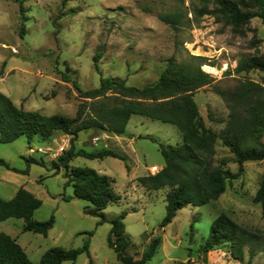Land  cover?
<instances>
[{
	"label": "rangeland",
	"instance_id": "374dc122",
	"mask_svg": "<svg viewBox=\"0 0 264 264\" xmlns=\"http://www.w3.org/2000/svg\"><path fill=\"white\" fill-rule=\"evenodd\" d=\"M194 8H201L199 0H0V92L26 111L74 118L81 102L74 84L87 91L99 88L102 78H119L128 86L142 88L156 83L173 59L178 64L202 63L203 70H216L210 73L213 84L194 96L202 116L210 123L226 105L216 89L231 91L240 79L264 83V71L236 73L240 60L264 55V24L253 19L239 33L215 16H195ZM170 12L182 15L180 27L160 20V15ZM193 56L205 59L198 61ZM127 132L136 137L134 149L142 161L160 169L165 160L159 144L145 137L151 135L165 145L183 144L175 126L142 116L131 118ZM91 134L81 132L76 149L94 151L96 148L86 143ZM40 147L57 145L39 137L30 143L26 137L0 143V159L18 171L28 170L23 174L0 165V198L11 200L18 189H27L43 202L33 219L45 222L54 217V227L46 236L25 232L24 220L11 218L0 223V234L16 239L34 263H39L51 248L78 249L88 244L94 264H123L108 244L111 223L101 224L100 217L87 215L85 209L91 206L88 201L64 200L74 195V189L67 185L63 170L57 173L52 169L49 155L30 153V148ZM28 159L44 161L45 165L30 164ZM216 160L232 174L239 170L229 150L221 154L217 151ZM71 166L93 169L114 181V191L121 200L104 213L108 220L127 213L124 223L131 240V257L141 259L150 240L162 238L156 255L147 264L188 260L205 264L209 256L207 264H240L224 245L200 259L199 250L222 213L245 231L264 230V211L253 202L264 176V161L246 163L241 177L227 182V190L218 201L179 210L163 229L169 188L147 190L140 179L132 180L124 161L113 157H76ZM138 174L153 175L144 168ZM250 249L256 251L251 263L264 264V241L246 248L244 264L249 261ZM64 264H90V258L84 253L75 262Z\"/></svg>",
	"mask_w": 264,
	"mask_h": 264
},
{
	"label": "trees",
	"instance_id": "16d2710c",
	"mask_svg": "<svg viewBox=\"0 0 264 264\" xmlns=\"http://www.w3.org/2000/svg\"><path fill=\"white\" fill-rule=\"evenodd\" d=\"M68 1L70 0H64ZM199 1L201 8H194L195 16H215L239 33L249 26L253 19L258 18L264 24V0ZM160 20L173 28L182 25V15L179 12L162 14ZM95 59L97 62V57ZM193 59L201 61L205 58L193 56ZM203 66L202 63L178 64L173 59L156 83L142 88L128 86L126 80L119 78H102L99 88L87 91L74 84L81 99L74 118L26 111L17 107L8 96L0 92V143H12L21 137H26L29 143L35 137L48 140L56 133L70 136V150L51 164L57 173L64 171L67 185L74 189V195L64 200L88 201L91 206L85 209L87 215L100 217L101 224L111 223L108 244L123 264H147L156 255L162 238H152L141 259L135 260L131 257V240L126 236L124 223L127 213L123 212L111 220H108L104 213L110 205L121 200V196L114 191V181L93 169L71 166L75 157L90 160L113 157L124 161L130 171L126 157L112 150L75 151L74 143L81 132L90 130L117 136L125 135L130 119L136 115L173 125L182 135L183 144L165 145L154 137H145L159 144L165 164L159 173L140 178L149 191L169 188L166 195L167 213L161 228L171 224L178 211L185 207H199L218 201L227 190V182L241 177L245 163L264 161V83L240 79L231 91L216 89V94L223 99L229 110L226 127L221 132H216L207 127L194 99L200 89L211 86L214 82V77L206 73ZM96 68L99 71L97 65ZM251 71H264V55H254L238 62L236 73ZM219 140L239 164L237 173H230L225 170L222 162H217ZM27 162L45 165L44 161L34 159H28ZM0 165L14 172H28L18 171L3 159H0ZM253 202L261 205L264 211V176ZM42 204V200L33 193L20 188L11 200L0 198V223L11 218L23 219L25 232L46 236L54 227L55 218L45 222L33 219ZM261 241H264V230L245 231L228 214L222 213L213 222L210 235L199 251L209 253L219 246H228L231 257L244 264L246 248ZM84 253L89 255L90 264H94L88 244L78 249L51 248L39 263H34L16 239L6 233L0 234V264H64L75 262ZM255 255L256 251L250 249L247 264H252ZM177 264H193V261Z\"/></svg>",
	"mask_w": 264,
	"mask_h": 264
},
{
	"label": "crops",
	"instance_id": "0c3cea01",
	"mask_svg": "<svg viewBox=\"0 0 264 264\" xmlns=\"http://www.w3.org/2000/svg\"><path fill=\"white\" fill-rule=\"evenodd\" d=\"M1 79L3 80L4 78L2 77ZM223 108H224V110L221 111L218 116L214 117L210 121V123H207L206 120H205L207 127L213 129L216 132H221L226 127L227 121L229 119V110L227 109L225 104H224ZM90 131H92V134L89 137V139L86 141V143H89L92 147L96 148L94 151H98V150H112V151H114L116 153H119V154L123 155L124 157H126L127 163L129 164V167H130L129 173L132 174V180L133 181L137 182L138 179L146 177L147 173L142 175V176H138L139 175L138 171H140L142 168H144L145 171H149L153 166H157L155 164L147 165L146 161H142V159L137 155V152L134 149V144L136 143V137L130 135L127 132V128H126V134L122 135V136L112 135V134H109V133H106V132H100V131H95V130H90ZM147 136L151 137V135H147ZM181 137H182V135H181ZM78 138H79V136H78ZM77 140L74 143V147L76 146ZM182 140H183V138H182ZM48 141L50 143H52V145L53 144L57 145V147L59 145H63L64 143H67L66 152L69 151L70 148H71V137L68 136V135H65L63 133H56L53 137L48 139ZM217 145H218L217 151L220 154L223 151L229 150L227 147L223 146L222 141H220V140L218 141ZM80 150H84V149H80ZM75 151H79V150L76 149V147H75ZM85 151H87V150H85ZM87 152H93V151H87ZM261 162H263V161H261ZM162 167L163 166H161V168ZM244 167H245V165H244ZM211 253L212 252L202 253L201 256H200V259L204 260V257L205 256L207 257ZM209 257L206 260H204L205 264H207L209 262L208 261Z\"/></svg>",
	"mask_w": 264,
	"mask_h": 264
},
{
	"label": "built area",
	"instance_id": "2783aa9c",
	"mask_svg": "<svg viewBox=\"0 0 264 264\" xmlns=\"http://www.w3.org/2000/svg\"><path fill=\"white\" fill-rule=\"evenodd\" d=\"M206 67V66H205ZM207 69H209L210 67H206ZM206 73H211L209 70H204ZM212 75V74H211ZM66 147H67V143H64L63 145H59L58 147H49V148H38V149H34V148H30V153L31 154H35V153H40L43 155H49L53 160L58 159L61 155H63L64 153H66ZM160 168H158L157 166H153L150 171L153 175L157 174L160 172Z\"/></svg>",
	"mask_w": 264,
	"mask_h": 264
},
{
	"label": "bare ground",
	"instance_id": "6f19581e",
	"mask_svg": "<svg viewBox=\"0 0 264 264\" xmlns=\"http://www.w3.org/2000/svg\"><path fill=\"white\" fill-rule=\"evenodd\" d=\"M209 71H210V72H213V73H215V72H216V70H215V69H213V68H211V67L209 68Z\"/></svg>",
	"mask_w": 264,
	"mask_h": 264
}]
</instances>
